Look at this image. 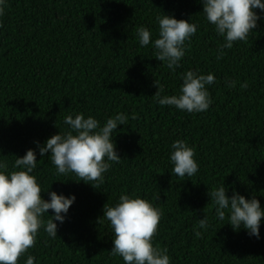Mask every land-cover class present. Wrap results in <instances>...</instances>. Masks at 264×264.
<instances>
[{
  "label": "trees",
  "instance_id": "1",
  "mask_svg": "<svg viewBox=\"0 0 264 264\" xmlns=\"http://www.w3.org/2000/svg\"><path fill=\"white\" fill-rule=\"evenodd\" d=\"M202 12L201 0H6L0 17V160L11 171L17 157L35 150L33 175L42 191L76 196L65 222L56 221L58 236L52 239L41 228L18 264L28 255L35 264H124L111 253L114 236L103 218L105 206L122 194L161 210L153 242L167 250L171 264H264V221L259 239L243 227L234 230L227 219H215L208 194L225 186L229 197H255L264 208V14L247 39L218 60L224 41ZM164 14L198 25L175 71L136 36L144 26L154 40L157 17ZM188 70L216 77L207 86L212 104L205 112L188 113L155 99L156 81L161 98L178 95ZM81 112L101 125L118 113L128 117L113 134L121 160L98 189L77 182L75 173L57 175L51 153L41 156L37 146L67 131L65 117ZM177 139L194 149L199 171L192 177L171 172ZM205 215L212 226L197 238Z\"/></svg>",
  "mask_w": 264,
  "mask_h": 264
},
{
  "label": "clouds",
  "instance_id": "2",
  "mask_svg": "<svg viewBox=\"0 0 264 264\" xmlns=\"http://www.w3.org/2000/svg\"><path fill=\"white\" fill-rule=\"evenodd\" d=\"M201 2L205 19L224 41L218 46V60L223 58L225 49H231L235 42L246 40L250 32L257 28L261 14H264V0ZM5 5L6 0H0V17L5 14ZM157 23L158 34L154 40L147 27L137 29L139 45L147 47L151 43L155 58L175 71L181 66L198 25L166 14L158 16ZM182 81L178 95L162 98L160 93L163 89L156 81L159 89L155 95L156 101L188 113L207 111L212 104L207 86L215 83V75L188 70L182 74ZM228 86L235 87V82ZM241 86L247 87L246 84ZM127 120L125 113H118L101 125L94 116L86 117L82 112L69 114L64 120L68 130L53 135L44 145L38 143L39 154L45 156L51 153L49 158L56 167L57 175L75 173L79 177L77 182L83 181L98 189L112 163L121 160L113 134ZM169 159L173 165L171 172L181 179L192 177L199 171L194 149L186 140L177 139L172 143ZM37 162V153L32 149L15 159L11 171L8 163L0 160V264H18V260L35 246L41 228L55 239L58 236L56 221L64 223L76 201L74 194L66 196L56 191H42L33 175ZM42 193H47L50 198L44 199ZM227 193L225 186L208 193L215 205V219H227L234 230L243 227L250 236L259 239L264 221V208L260 201L255 197L247 199L236 192L229 197ZM50 209L54 215H49ZM45 214L51 217L47 222L43 219ZM161 216L159 208L139 196L122 194L114 206L106 205L103 218L109 222L114 236L112 255L121 257L124 264H171L167 250L154 246L153 242ZM211 226L210 218L205 215L199 219L195 236L201 238L204 233L200 229L207 231ZM25 264H35V257L28 255Z\"/></svg>",
  "mask_w": 264,
  "mask_h": 264
}]
</instances>
